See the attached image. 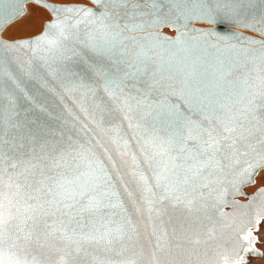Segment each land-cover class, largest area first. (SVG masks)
I'll return each instance as SVG.
<instances>
[{"label": "snow or ice", "instance_id": "1", "mask_svg": "<svg viewBox=\"0 0 264 264\" xmlns=\"http://www.w3.org/2000/svg\"><path fill=\"white\" fill-rule=\"evenodd\" d=\"M0 264H264V0H0Z\"/></svg>", "mask_w": 264, "mask_h": 264}, {"label": "bare ground", "instance_id": "2", "mask_svg": "<svg viewBox=\"0 0 264 264\" xmlns=\"http://www.w3.org/2000/svg\"><path fill=\"white\" fill-rule=\"evenodd\" d=\"M9 33H16L15 32V26H13V28L9 29Z\"/></svg>", "mask_w": 264, "mask_h": 264}, {"label": "rangeland", "instance_id": "3", "mask_svg": "<svg viewBox=\"0 0 264 264\" xmlns=\"http://www.w3.org/2000/svg\"><path fill=\"white\" fill-rule=\"evenodd\" d=\"M10 35H12V34H16V33H9Z\"/></svg>", "mask_w": 264, "mask_h": 264}]
</instances>
